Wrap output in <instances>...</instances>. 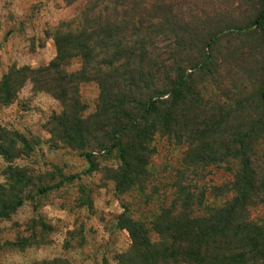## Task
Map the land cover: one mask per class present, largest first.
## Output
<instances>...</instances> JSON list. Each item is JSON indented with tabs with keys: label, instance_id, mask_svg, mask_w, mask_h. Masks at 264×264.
<instances>
[{
	"label": "rangeland",
	"instance_id": "1",
	"mask_svg": "<svg viewBox=\"0 0 264 264\" xmlns=\"http://www.w3.org/2000/svg\"><path fill=\"white\" fill-rule=\"evenodd\" d=\"M88 1L58 0L62 8L58 13L63 19L70 18L64 7L80 9ZM153 2L161 7L153 18L182 29L180 36L187 44L179 67L199 68L196 90L181 102L169 96L168 135L151 142L157 152L143 162L133 161L138 148L131 136L135 133L123 129L122 144H130L129 157L123 163L117 150L103 157L93 151L87 154V145L75 146L78 115L95 112L100 105V83L109 76L116 81L112 84L115 98L130 108L134 120L141 118L150 97L143 90L127 94V81L148 73L150 61L140 57L128 62L127 56H121L119 60L123 57L124 61L120 62L78 51L66 62L67 68L61 69L62 76L80 73V86L66 102L71 100L69 105L75 106L77 115L70 112L77 122L69 127L64 142L55 143L49 125L64 113L65 101L53 93L35 92L30 80L15 95L20 85L13 91L8 86L12 77H24L25 69L36 71L53 64L51 60L57 57L54 32L50 42L47 33L58 26L49 25L47 14L39 17L37 11L45 4L54 21L55 1L0 0V264H119L131 246L129 233L120 229V216L152 220L161 210L177 213V196L185 190V183L194 186L191 182L201 172L206 177L199 187L206 185L209 190L203 201L216 210L214 216L226 212L236 216V222L227 218L229 224H249L254 229L255 234L246 229L241 239L252 252L243 264H264V140L256 145L253 140L264 135V32L252 25L264 1ZM71 18L73 22L75 16ZM243 24L248 27L243 29ZM76 31L63 34L72 36ZM165 39L163 50L172 49V31L165 32ZM72 42L76 45L74 38ZM174 68L169 65L170 71ZM27 75L34 78L35 73ZM115 75L125 78L117 80ZM201 77L207 84L199 83ZM225 77L232 82L225 80L222 86L218 81ZM190 100L195 102L191 116L185 114L191 112ZM191 119L210 121L214 132L211 134L208 123L190 127ZM121 171L144 181L139 183L148 199L140 206L144 209L155 201L160 211L151 215L141 211L139 195L126 194L133 185L121 184L117 178ZM249 176L255 177L256 186L246 180ZM129 178L134 179L133 175ZM206 212L199 214L205 216ZM218 217L214 222L217 230L222 225ZM237 225L231 230H237ZM156 238L150 234L152 241Z\"/></svg>",
	"mask_w": 264,
	"mask_h": 264
},
{
	"label": "trees",
	"instance_id": "2",
	"mask_svg": "<svg viewBox=\"0 0 264 264\" xmlns=\"http://www.w3.org/2000/svg\"><path fill=\"white\" fill-rule=\"evenodd\" d=\"M54 1L57 10L56 15L53 16L54 21L49 19L50 12L45 4L37 11L41 16L47 14L49 25L58 26L56 29L49 28L47 33V38L51 39L54 32L53 41L57 57L53 59V64L36 71L23 68L26 75L12 77L9 80V88L13 91L16 86L20 85L21 89L13 92L15 95L30 80L33 82L31 84H33L35 92L53 93L65 101L64 113L59 117L55 116L49 125L51 139L53 138L55 143H62L65 135L68 134L69 127L77 122V118L75 120L73 117V115H77V110H75V106L69 105L71 100L66 104L67 98L72 96V91L78 90L80 86L77 80L80 73L69 76L64 73L62 76V71L67 68L66 62L70 61L78 51L97 53L107 59L120 62L124 61L122 59L124 56L128 57V62L131 59L138 60L140 57H144L146 61H150L148 64L150 69L148 73L145 72L142 76L134 75L127 81L129 87L127 94L143 90L150 97L144 103L146 114L144 113L141 118L134 120L130 108L122 105L113 95L112 84H116V81L107 76L100 83V105L89 116L78 115L79 127L73 134L75 146H89L87 154L97 152V154L102 153L103 157H110L113 153L116 154L115 150H117L118 157L125 163L126 158L129 157L127 150L130 144H122V130L128 128L129 130L126 131L129 134L135 133L131 136L135 137L138 146L133 161L143 162L144 158L153 156V153L157 152L151 142H154L156 137L161 138L168 135L165 120L169 96L181 102L185 96H193L196 90L194 81L199 68L184 67L183 65L179 67L184 58V49L187 44L180 36L181 27H178V24L162 22L161 18L157 16L153 18L154 13L160 11L157 8H161L156 6L153 0H87L85 6H80V9L74 10L73 5L64 7L71 12V17L75 16L73 22L71 17L65 19L61 17L62 14L58 11L62 8L58 7V0ZM263 22L264 8L252 25L262 27L264 32ZM245 24L248 23L245 22ZM247 27L245 25L243 29ZM72 29L77 30L72 36L63 34L64 32L68 34V31ZM167 30L172 31L175 40L172 49L163 50V43L166 45L165 32ZM73 38L76 45L72 42ZM77 39L85 43L87 49L81 47ZM94 40L99 43L95 44ZM121 56L123 57L119 60ZM169 65L175 68L170 71ZM121 66L125 67L124 64ZM61 69L63 70L61 71ZM204 72L207 71L204 70ZM32 73H35L34 78L27 75ZM115 77L117 80L125 78L120 75H115ZM23 78L25 79L24 83ZM225 80L226 77L218 82L224 86ZM226 81L227 83L232 82V80ZM199 83L207 84L202 77L199 79ZM190 101L191 110L195 102ZM261 101L264 102V92L261 95ZM180 107L177 109L181 112ZM70 111H73V115ZM185 114L191 116L193 112L191 110L190 113ZM206 123L209 124L212 134L214 128L210 121L198 123L195 119H191L188 125L191 127ZM117 134L119 135L114 138ZM175 137L176 134L173 135V139ZM253 140L256 145L264 140V135ZM131 175L134 179L129 178ZM205 175L206 172H201L200 176L196 177V182H191L194 186L185 183V190H181L176 198L180 204L177 213L173 210L174 213L169 210L165 212L161 210V215L152 216V220H149L148 216H140L136 219L133 216H120V229L129 233L131 246L127 252L123 253L119 264H243V259L249 253L252 255L251 250L249 252L243 246L244 241L241 239L246 229H251L255 234L254 229L249 224L245 227L241 223L239 225L229 224L227 218L236 222V216H227L226 212H222L219 217L214 216L216 210L209 208L204 203L203 198L209 190L206 191L208 189L206 185L199 187V184L206 177ZM117 178L121 184L133 185L134 188L128 189L126 194L131 191L139 195L137 206L143 213L150 214L157 209L160 211L155 201L144 205V209L140 206L144 201H147L148 195L142 191L139 182L144 181L139 176L136 174L126 175L124 171H121L117 172ZM246 180L256 186L254 176H249ZM189 204L192 205L190 208ZM19 205L20 203L13 208ZM172 209L176 208L172 207ZM201 211H207L205 216L199 214ZM217 217L222 223L218 230L214 226ZM234 225H237L238 229L241 227L242 231L239 232L238 229L232 231V227L236 228ZM152 233L157 236L156 240L150 239ZM248 246L250 248V244ZM61 262L70 264L67 261Z\"/></svg>",
	"mask_w": 264,
	"mask_h": 264
},
{
	"label": "crops",
	"instance_id": "3",
	"mask_svg": "<svg viewBox=\"0 0 264 264\" xmlns=\"http://www.w3.org/2000/svg\"><path fill=\"white\" fill-rule=\"evenodd\" d=\"M67 11H68V15L71 17V15H72L71 12H70L69 10H67ZM68 15H67V16H68ZM38 16L40 17L39 14H38ZM41 17H43V15H42ZM48 40H49V42H50V39H48ZM51 40H52V39H51ZM44 57H47V56H44ZM51 61H53V59H52Z\"/></svg>",
	"mask_w": 264,
	"mask_h": 264
}]
</instances>
